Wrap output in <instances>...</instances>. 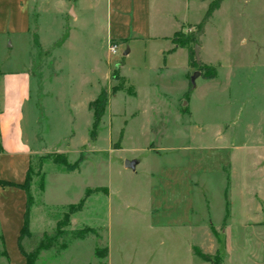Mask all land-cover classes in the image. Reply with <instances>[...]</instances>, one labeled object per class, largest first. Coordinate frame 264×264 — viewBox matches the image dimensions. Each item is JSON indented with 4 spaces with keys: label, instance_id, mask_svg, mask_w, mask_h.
<instances>
[{
    "label": "rangeland",
    "instance_id": "obj_1",
    "mask_svg": "<svg viewBox=\"0 0 264 264\" xmlns=\"http://www.w3.org/2000/svg\"><path fill=\"white\" fill-rule=\"evenodd\" d=\"M211 1L180 0L176 12L196 23ZM56 19L51 7L42 15L53 40L49 53L32 40L33 129L47 151L31 162V238L22 247L28 252L57 223L67 234L90 228L97 236H65L35 264H264V0L221 2L199 39L216 77H197L181 102L180 65L164 83L157 69L141 64L145 42L132 44L130 58L121 45L108 57L103 7L92 24L68 20L58 30ZM189 30L183 24L178 32ZM27 60L15 39L0 40V74L24 69ZM121 61L126 84L114 70L103 83L106 68ZM98 80L108 105L92 139V112L84 105ZM162 85L169 96L157 94ZM62 159L81 162L68 172L54 163ZM130 161L136 169L125 168ZM86 190L82 209L67 214ZM97 248H107L104 260Z\"/></svg>",
    "mask_w": 264,
    "mask_h": 264
},
{
    "label": "crops",
    "instance_id": "obj_2",
    "mask_svg": "<svg viewBox=\"0 0 264 264\" xmlns=\"http://www.w3.org/2000/svg\"><path fill=\"white\" fill-rule=\"evenodd\" d=\"M179 2L180 0H0V40L4 44L8 39H15L25 50L28 59L24 69L0 74V181L23 184L32 159L47 151L46 148H38L39 138L33 129L36 105L32 104L33 77L29 72L32 68V40L44 53H49L53 44L52 37L47 35L41 21L47 9L51 7L55 10L59 24L56 29L60 30L61 24L68 20L73 25L83 21L91 24L97 22L98 9L103 7L106 50L108 42L126 40L121 45L124 47L122 55L130 58L135 52L132 44L145 42L142 66L157 69L161 81L167 84L172 82L170 77L174 67L180 65L183 92L178 100L181 102L188 89V76L194 69L189 66L188 51L185 48H175L171 38L181 25H196L202 19L196 23L181 21L184 18H179L176 12ZM182 2L184 9H188V1ZM48 37L51 39L48 40ZM107 55L109 57L108 51ZM199 57L203 64L211 66L202 44H199ZM55 59L59 60L60 57H53L52 60ZM123 61L119 66L106 68L102 75L103 83L109 80L111 70L115 69L119 78L126 82L121 75ZM91 73L96 74L94 69ZM96 76L99 79V72ZM100 84L101 80L92 84L91 93L85 100V110L89 111L88 105L98 95ZM129 89L133 93L129 94L130 97L137 98L133 88ZM95 90L98 91L94 94ZM157 94L167 97L169 90L162 85ZM186 105L188 104L184 106ZM186 114L191 117L189 108ZM138 165L137 162L135 169ZM25 204L26 196L22 190L0 187V258H5L7 264H25L17 245L24 222Z\"/></svg>",
    "mask_w": 264,
    "mask_h": 264
},
{
    "label": "trees",
    "instance_id": "obj_3",
    "mask_svg": "<svg viewBox=\"0 0 264 264\" xmlns=\"http://www.w3.org/2000/svg\"><path fill=\"white\" fill-rule=\"evenodd\" d=\"M222 1L223 0L211 1V3L208 5L207 10H206L202 20L200 21V23H198L196 25H189V29L191 31V33L189 35L184 36L183 34L177 32L173 35V38L171 39L175 48H185L188 51L189 66L192 69L197 70L200 73V76L203 79H207V80H212L216 77V69L213 66L203 64L200 60L196 61V59L194 57V47L199 45V39L203 35V30H204L206 23L212 17V14L216 10L219 9ZM176 36H178V38H175ZM112 42H114L118 45H124L126 43V40L112 41ZM113 78L115 80H121L118 76L116 69L113 71ZM193 87H194V84L191 83L190 75H189L188 76V89H187V92L185 94V98L188 97L189 92L193 89ZM128 94L132 95L133 93L131 91H129ZM113 95H114V92H113ZM107 105H108V96L104 92H100L96 96V98L92 102H90L88 105V109L92 112V125H91V131H90V137L92 139L95 138L96 129H97V127L101 121V118H102V116H103V114L107 108ZM0 153H1V146H0ZM80 162H81V159H78L76 161V163L69 165L68 163H66V161L64 159L54 160V163L63 166L66 169V171H68V172L75 171L77 169V166L80 164ZM29 170H30V168H29ZM29 170H28L27 175L25 177L24 183L21 185H17V184L10 183V182L0 181V187H13V188L20 189L25 193V196H26L24 222H23V226L20 230V234H19L18 241H17L18 249H19L21 255L23 256V258L25 260V264H35V262H36V260H37V258L41 252L52 249L53 247H55L57 245L59 240L65 236L71 235V237L73 239H84L87 235H90V234L97 236V233L93 229H90V228H85V229L67 234V233L62 231V227H63L62 224L57 223L56 230H54L51 234L44 233L41 236V239L35 244L33 242H31L28 246L29 251L25 252V250L22 247V241L24 238H26V239L31 238V235L29 232V226H28L29 202L27 199V187H26V183H27L28 177H29ZM89 196H90V191L86 190L85 197L81 201H79L77 206H70L69 207V213H67V214H70V213L75 212V211H80L84 205V201ZM192 251H193L194 255L197 256L202 261L210 262V263L212 262L210 257L208 255L203 254L199 249L193 247ZM95 256L98 259L104 260L107 256V248H103L101 250L99 248H97L95 250ZM101 264H106V263L102 262Z\"/></svg>",
    "mask_w": 264,
    "mask_h": 264
},
{
    "label": "water",
    "instance_id": "obj_4",
    "mask_svg": "<svg viewBox=\"0 0 264 264\" xmlns=\"http://www.w3.org/2000/svg\"><path fill=\"white\" fill-rule=\"evenodd\" d=\"M194 57H195L196 61H199V47H198V46H195V47H194ZM199 76H200V73H199V72H196V73L190 78L191 83L194 84V81H195L196 78L199 77ZM136 165H137V161L126 162V163H125V168H126V169L134 170Z\"/></svg>",
    "mask_w": 264,
    "mask_h": 264
},
{
    "label": "built area",
    "instance_id": "obj_5",
    "mask_svg": "<svg viewBox=\"0 0 264 264\" xmlns=\"http://www.w3.org/2000/svg\"><path fill=\"white\" fill-rule=\"evenodd\" d=\"M190 31V30H189ZM118 47L119 45L114 43V42H108V45H107V51H108V54L109 56H116L117 55V51H118Z\"/></svg>",
    "mask_w": 264,
    "mask_h": 264
}]
</instances>
